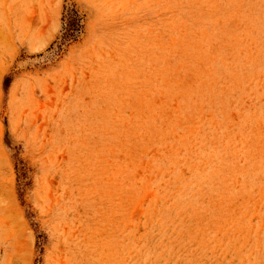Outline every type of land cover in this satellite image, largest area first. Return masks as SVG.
Masks as SVG:
<instances>
[{"label":"rangeland","instance_id":"rangeland-1","mask_svg":"<svg viewBox=\"0 0 264 264\" xmlns=\"http://www.w3.org/2000/svg\"><path fill=\"white\" fill-rule=\"evenodd\" d=\"M0 264H264V0H0Z\"/></svg>","mask_w":264,"mask_h":264}]
</instances>
